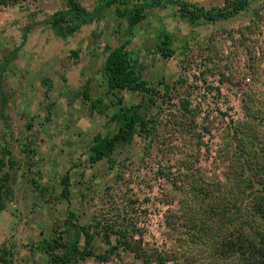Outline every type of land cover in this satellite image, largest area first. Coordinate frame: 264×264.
I'll return each mask as SVG.
<instances>
[{
  "label": "rangeland",
  "instance_id": "rangeland-1",
  "mask_svg": "<svg viewBox=\"0 0 264 264\" xmlns=\"http://www.w3.org/2000/svg\"><path fill=\"white\" fill-rule=\"evenodd\" d=\"M79 1L86 8L94 2ZM185 1L210 8L222 6L224 0ZM64 2L21 0L0 7V67L14 53L5 69L0 68V146L15 162L12 198L0 212V251L9 252V264H46L40 245L63 228L70 211L91 232L107 224L115 230L132 217L143 230L136 242L164 250L177 247L180 264H209L206 243L175 241L176 233L187 230L183 220L190 204L179 190L182 179L177 174L184 170L179 163L187 155L192 172L223 181L228 167L218 155V145L224 124L243 116L241 91L251 92L263 114L264 0H254L248 11L215 25L193 26L169 7L153 10L135 30L128 49L149 83L164 81L176 87L167 106L170 113L161 120L155 141L136 138L119 147L110 161L93 165L87 162L92 137L113 132L114 124L95 115L88 99L104 93L101 67L107 50L119 45L121 31L109 10L105 20L83 27L73 37H55L42 21ZM161 25L176 38V54L170 59L156 55L146 42ZM249 66H255V72ZM118 95L125 103L140 100L129 92ZM184 96L200 109L198 154L187 147L189 136H180L172 125L173 105ZM66 172L69 201L59 197L60 178ZM106 249L103 237L93 233L92 252L103 254ZM76 264L140 262L132 251L119 250L108 262L90 257Z\"/></svg>",
  "mask_w": 264,
  "mask_h": 264
},
{
  "label": "trees",
  "instance_id": "trees-1",
  "mask_svg": "<svg viewBox=\"0 0 264 264\" xmlns=\"http://www.w3.org/2000/svg\"><path fill=\"white\" fill-rule=\"evenodd\" d=\"M20 1L0 0V7ZM253 1L224 0L222 6L205 8L185 0H94L91 8H86L79 0H65L61 9L45 18L42 23L55 37L66 39L83 27L105 20L111 10L117 21V30L121 31L119 45L107 50L101 67L104 93L98 98L88 99L90 110L106 119L108 124H114V131L92 137L87 162L93 165L110 161L119 147L130 145L136 138L155 141L161 120L170 113L167 106L176 87L164 81L149 83L142 75L138 60L128 49L135 30L153 10L169 7L178 18L193 26L200 22L215 25L248 11ZM32 26L24 30L23 40ZM146 42L163 59L176 54V38L165 25L153 31V36ZM13 54L4 60L1 69H5ZM71 54L77 58L76 51ZM249 69L252 72L256 70L255 66H249ZM249 80L246 77L244 81ZM177 83L181 84L180 79ZM121 92L136 94L140 100L125 103L118 95ZM178 100V105H173L172 125L177 127L180 136H189L187 147L195 148L198 154L202 145V130L198 129L196 120L199 106L192 105L185 96ZM239 102L243 116L235 120L231 118L224 124L218 145V155L228 167L224 180L208 178L199 170L192 172L187 155L179 163L184 168L183 172L177 168V173H180L177 175L182 179L179 190L183 191L182 197L190 204L186 205L189 209L183 220L187 230H181L180 233L184 234L180 236L179 232L176 233L175 241H185L190 246L206 243L209 264H264V112L262 114L256 108L249 90L241 91ZM14 166L10 151L0 146V212L12 198L11 173ZM70 185V175L66 172L60 178L59 195L66 201L70 199ZM130 219L115 230L107 224L101 230L91 232L80 225L73 212L69 211L63 228L54 231L40 245L46 264H76L90 257L108 262L109 256L117 255L119 250L132 251L140 264H180L177 247L164 250L160 245L149 248L141 240L136 242L134 239L142 236L143 230L132 217ZM93 233L100 234L107 245L103 254L92 252ZM8 254L6 250L0 251L1 263H10ZM191 262L189 264H194Z\"/></svg>",
  "mask_w": 264,
  "mask_h": 264
}]
</instances>
